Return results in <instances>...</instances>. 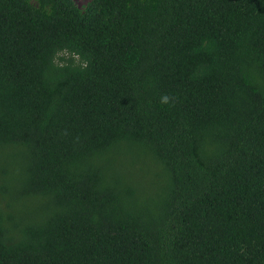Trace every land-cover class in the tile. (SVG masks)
<instances>
[{"label": "trees", "instance_id": "16d2710c", "mask_svg": "<svg viewBox=\"0 0 264 264\" xmlns=\"http://www.w3.org/2000/svg\"><path fill=\"white\" fill-rule=\"evenodd\" d=\"M0 264H264V0H0Z\"/></svg>", "mask_w": 264, "mask_h": 264}, {"label": "rangeland", "instance_id": "374dc122", "mask_svg": "<svg viewBox=\"0 0 264 264\" xmlns=\"http://www.w3.org/2000/svg\"><path fill=\"white\" fill-rule=\"evenodd\" d=\"M90 0H75V2L81 7V8H85V6L87 5V3Z\"/></svg>", "mask_w": 264, "mask_h": 264}]
</instances>
